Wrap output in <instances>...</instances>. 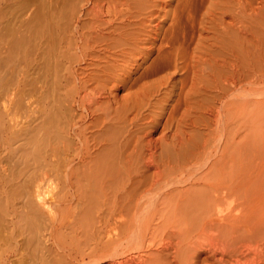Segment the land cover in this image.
Segmentation results:
<instances>
[{"label":"bare ground","instance_id":"obj_1","mask_svg":"<svg viewBox=\"0 0 264 264\" xmlns=\"http://www.w3.org/2000/svg\"><path fill=\"white\" fill-rule=\"evenodd\" d=\"M83 2L54 53L63 106L79 110L60 126L72 142H26L25 207L44 211L50 252L61 264H264V0Z\"/></svg>","mask_w":264,"mask_h":264},{"label":"rangeland","instance_id":"obj_2","mask_svg":"<svg viewBox=\"0 0 264 264\" xmlns=\"http://www.w3.org/2000/svg\"><path fill=\"white\" fill-rule=\"evenodd\" d=\"M83 4V0H0V264L2 262V264L63 263L57 261L58 257H55L54 253L50 252L51 245L42 235L48 222L45 213H42L44 211H41L42 209L40 208H34L31 211L34 214L33 216L29 212L30 210L25 207L23 181L34 165V160L26 156V154L31 153L33 148L28 146L26 142L33 141L36 144L43 136L49 142L60 143L59 139L60 141L61 139L64 140L61 142L67 145L72 142L70 134L63 132L60 126L63 125L64 120L70 114L79 113V110L75 111V109L68 108L64 103L63 84L57 81L55 74L59 75L61 80H63L66 63L58 61L54 53L56 49L61 50L58 39L61 38L62 34L65 35V31L71 25L72 8L74 6L81 8V6H84ZM67 13L69 16H67ZM49 22L52 25H48ZM46 24L48 28L51 26V30L47 28ZM47 30L49 34L46 33ZM52 38L54 39L53 44ZM29 51L31 56L27 55ZM56 65L57 67H55ZM58 71L59 73H56ZM29 99L30 102L28 101ZM52 106L54 107L53 109ZM28 107L32 109L31 112H29ZM65 108L66 110H64ZM55 112L58 115L56 120L54 119ZM31 113L32 115L28 116ZM66 113L68 117H66L67 115L65 116ZM43 117L45 120H43ZM61 121L62 123L60 124L59 122ZM50 122L52 126L49 124ZM40 123L41 125H39ZM42 123L48 126H42ZM36 126H42L44 130L46 127L47 136L41 130L39 131L40 127ZM30 127L32 128L28 130ZM5 128L7 131H5ZM32 131L34 133H30ZM10 133L13 134L14 138L9 136ZM7 137L13 139L12 141L10 140L9 147L4 143ZM37 137L38 139H36ZM5 146L7 147L5 148ZM5 179L7 180L4 181ZM20 179L22 180L20 181ZM57 182L54 178L46 182L43 188L45 200H50L52 194L58 192L59 182ZM15 188L18 189L14 191ZM10 194L13 197L9 196ZM39 212L43 215H40ZM25 213H27V217ZM39 226L41 227L39 228ZM30 229L33 231H30ZM22 243L24 244L22 245ZM44 246L46 247L44 248ZM17 250L20 252H17ZM11 256L12 259H10ZM18 257L20 259H17ZM46 257L47 259H45ZM49 260L52 261L50 262Z\"/></svg>","mask_w":264,"mask_h":264}]
</instances>
